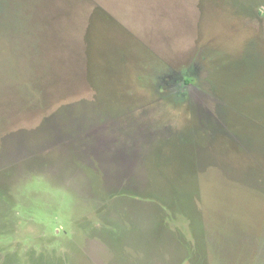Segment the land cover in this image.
Returning <instances> with one entry per match:
<instances>
[{
  "label": "rangeland",
  "instance_id": "obj_1",
  "mask_svg": "<svg viewBox=\"0 0 264 264\" xmlns=\"http://www.w3.org/2000/svg\"><path fill=\"white\" fill-rule=\"evenodd\" d=\"M0 264H264V0H0Z\"/></svg>",
  "mask_w": 264,
  "mask_h": 264
}]
</instances>
